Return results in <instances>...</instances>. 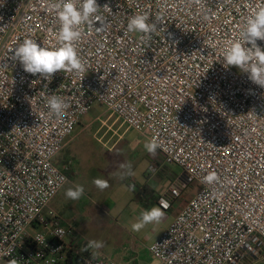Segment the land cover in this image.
Instances as JSON below:
<instances>
[{
  "label": "built area",
  "instance_id": "1",
  "mask_svg": "<svg viewBox=\"0 0 264 264\" xmlns=\"http://www.w3.org/2000/svg\"><path fill=\"white\" fill-rule=\"evenodd\" d=\"M54 2L0 0V262L121 264L81 252L88 241L46 214L70 181L57 158L101 105L149 141L157 138L162 161L152 164V176L175 165L200 187L150 246L153 258L264 264V88L225 66L222 55L264 0H97L99 22L82 25L76 45L86 71L46 80L26 73L13 53L26 38L58 45ZM141 13L158 26L150 41L127 32L129 18ZM51 95L69 104L63 118L50 114ZM212 171L220 183H203ZM181 194L170 187L158 203L170 209Z\"/></svg>",
  "mask_w": 264,
  "mask_h": 264
},
{
  "label": "rangeland",
  "instance_id": "2",
  "mask_svg": "<svg viewBox=\"0 0 264 264\" xmlns=\"http://www.w3.org/2000/svg\"><path fill=\"white\" fill-rule=\"evenodd\" d=\"M75 134L79 137L64 148L58 162L71 160L72 180L75 185L84 186L85 194L73 206H68L66 212L74 221L76 219L75 225L84 239L103 241L104 247L95 250L99 255L120 262L126 255L142 253L144 261L150 263L151 255L144 248L151 246L152 239L167 224V215L180 205L184 207L198 193L199 185L187 181L182 169L175 165L163 166L152 176L150 168L154 163L160 164L162 155L157 150L155 155L149 154L144 147L149 140L117 121L101 105L94 106L82 119ZM121 163H130L131 169H121ZM96 177L107 179L110 187L99 190L92 183ZM128 180L131 186L138 183L160 196H165L170 187L179 185L182 194L172 208L166 210L160 223L133 232L131 225L140 218V213L159 203L143 205L129 188ZM56 204L64 208L65 196H60Z\"/></svg>",
  "mask_w": 264,
  "mask_h": 264
},
{
  "label": "clouds",
  "instance_id": "3",
  "mask_svg": "<svg viewBox=\"0 0 264 264\" xmlns=\"http://www.w3.org/2000/svg\"><path fill=\"white\" fill-rule=\"evenodd\" d=\"M49 7L56 12L59 22V29L56 33L58 45L44 47L38 44L35 39L26 38L15 48L14 60L19 61L26 73L39 74L46 80L53 78L57 72L84 73L86 66L78 54L76 45L83 35L81 26H92L94 20L99 22L97 14L101 7L97 0H55L54 3L49 4ZM103 8L110 9L107 4ZM205 19L208 17L205 16ZM95 30L103 31V25L96 27ZM157 30V24L150 23L146 13L131 16L127 23V32L139 33L141 34L140 38L145 41H150ZM169 38H172L171 33H169ZM257 41H264V3L256 6L241 29L239 38L229 41L222 54L225 66H235L248 73V78L252 83L264 88V50ZM246 45H250V47ZM47 106L50 114L57 119L63 118L69 108V104L57 95L48 97ZM144 147L149 154L155 155L160 144L157 138L153 137ZM119 167L130 170L131 164L121 163ZM128 174L130 175L131 172L129 171ZM202 182L207 185L219 184L220 177L215 171H212L203 177ZM92 183L101 191L110 187L109 181L102 177L94 178ZM131 189L135 191V186L132 185ZM84 194L85 188L80 184L65 192L66 197L71 200H79ZM169 207L170 204L161 199L158 206L154 205L140 213V218L131 225V230L139 232L149 224L160 223ZM103 247V241L89 240L81 248V252L98 250ZM96 255L97 252L93 251L92 258L95 259ZM7 264H20V261L13 258Z\"/></svg>",
  "mask_w": 264,
  "mask_h": 264
},
{
  "label": "crops",
  "instance_id": "4",
  "mask_svg": "<svg viewBox=\"0 0 264 264\" xmlns=\"http://www.w3.org/2000/svg\"><path fill=\"white\" fill-rule=\"evenodd\" d=\"M78 137H79L78 134H74L73 138H71L70 140L67 141L66 146H65V149L69 146V144L71 142H73ZM59 158H60V155L57 158V164L60 167H64V166H68L69 167V172H70V177L69 178H70V181L63 187V189L59 192V194L53 199V201L51 202L49 208L46 211V214L47 215H49L50 213L54 214L55 216H57L60 219V221H61V223L63 225L73 226L76 229V231L80 234V231H79L78 226L75 225L76 219L74 221V219H72L71 217H69L70 214L68 212H66L67 211L66 208H68V206H70V205L73 206V204H75L76 202H78V200H71V199L67 198L66 195H65V192H66L67 189H69V188H75V186H76L75 185V182L72 180V162H71V160H69L68 162L66 160H63L60 163V162H58ZM127 183H128L129 188H131V184H129V180H128ZM134 184H135L134 185L135 186V189H139V190L145 189L143 186L139 185L138 183L136 184L134 182ZM155 193H156V191L147 192L145 196H140L139 199L138 198H136V199L139 202H141L143 205L149 207V205L158 204V200H159V198L161 196L159 194H155ZM62 195L65 196V202H66V204H65L66 206L64 208L61 205H57L56 204L57 199H59L60 196H62ZM174 203H176V201ZM182 208H183L182 205H180L178 207V209H176L175 211L172 212L171 215H167V217H166L167 224H164V226L160 230L159 234L156 235L152 239L151 245L158 240V238L163 234V232L173 222L175 216L182 210ZM149 248H150V246L149 247H145L144 249L146 250L145 252H147L149 255H151V253L149 251ZM150 257H151L150 258L151 259V262L150 263H146L144 261V258L142 257V253L139 254V255H137V254H135V255L133 254L131 256H127L126 255V256H124V258L122 259V261H120V263L121 264H152V263L161 264L159 261L155 260V258H152V255ZM107 258H109V257H107Z\"/></svg>",
  "mask_w": 264,
  "mask_h": 264
},
{
  "label": "trees",
  "instance_id": "5",
  "mask_svg": "<svg viewBox=\"0 0 264 264\" xmlns=\"http://www.w3.org/2000/svg\"><path fill=\"white\" fill-rule=\"evenodd\" d=\"M67 175L70 177V172L67 171ZM135 194H136V198H140V196H145L146 193L148 192V189H142V190H139V189H135Z\"/></svg>",
  "mask_w": 264,
  "mask_h": 264
}]
</instances>
